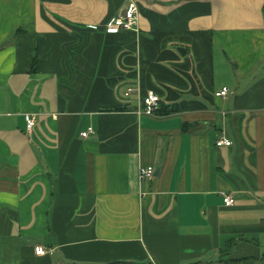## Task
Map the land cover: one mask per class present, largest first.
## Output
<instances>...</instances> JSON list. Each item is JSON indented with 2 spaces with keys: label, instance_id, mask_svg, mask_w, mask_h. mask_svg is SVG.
I'll list each match as a JSON object with an SVG mask.
<instances>
[{
  "label": "crops",
  "instance_id": "1",
  "mask_svg": "<svg viewBox=\"0 0 264 264\" xmlns=\"http://www.w3.org/2000/svg\"><path fill=\"white\" fill-rule=\"evenodd\" d=\"M134 1L0 0V264H264V0Z\"/></svg>",
  "mask_w": 264,
  "mask_h": 264
},
{
  "label": "built area",
  "instance_id": "2",
  "mask_svg": "<svg viewBox=\"0 0 264 264\" xmlns=\"http://www.w3.org/2000/svg\"><path fill=\"white\" fill-rule=\"evenodd\" d=\"M105 31L107 33H117L120 31L126 32H137L138 31V8L134 0H127V4L120 15L116 18L110 20L105 25ZM133 89H128L127 93L132 94ZM229 94L227 88H223L218 92L216 97H226ZM160 99L154 93H149L143 98L137 99V110L136 113L139 116H153L159 109ZM26 130L30 132L34 127V118L30 115L25 116ZM88 132L82 133V137H86ZM217 147L221 146H231V142L225 139H221L216 143ZM154 169L152 167L140 168L139 169V179L140 180H150L153 178ZM225 207H231L234 204V200L231 196H225L223 198ZM46 251L42 247L35 248L36 255H44ZM154 264V263H151Z\"/></svg>",
  "mask_w": 264,
  "mask_h": 264
},
{
  "label": "water",
  "instance_id": "3",
  "mask_svg": "<svg viewBox=\"0 0 264 264\" xmlns=\"http://www.w3.org/2000/svg\"><path fill=\"white\" fill-rule=\"evenodd\" d=\"M178 52H180V53H181V52H183V51H182V49H178Z\"/></svg>",
  "mask_w": 264,
  "mask_h": 264
}]
</instances>
